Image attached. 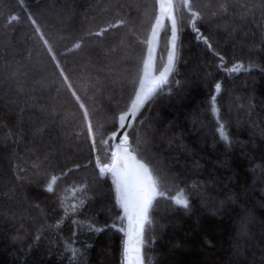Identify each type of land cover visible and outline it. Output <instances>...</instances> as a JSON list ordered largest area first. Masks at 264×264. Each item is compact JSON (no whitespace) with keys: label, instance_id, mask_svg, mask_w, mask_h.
<instances>
[{"label":"trees","instance_id":"trees-1","mask_svg":"<svg viewBox=\"0 0 264 264\" xmlns=\"http://www.w3.org/2000/svg\"><path fill=\"white\" fill-rule=\"evenodd\" d=\"M175 8V69L129 132L159 192L145 264H264V0ZM156 17L157 0H0V264H125L100 167Z\"/></svg>","mask_w":264,"mask_h":264},{"label":"water","instance_id":"water-1","mask_svg":"<svg viewBox=\"0 0 264 264\" xmlns=\"http://www.w3.org/2000/svg\"><path fill=\"white\" fill-rule=\"evenodd\" d=\"M172 3L173 8L171 10V16L175 18V41L172 40V19L168 12H162L161 0H157V17L147 41L142 74L136 93L140 91L141 83H143L145 90L149 87L154 90L143 99L137 108L133 109L132 104L136 100L135 94L129 109L123 113L127 114L123 122L124 127L122 128L120 126L121 121L119 119L118 131L109 136V138L114 140L115 144H118V146L115 147L113 162L109 170L114 176L119 195L120 192L123 194L122 201L125 207V220L127 223L126 236L128 241L125 264H145L143 250L146 224L149 220V212L153 206L154 200L159 195L158 190L156 188L153 190L152 188L154 184L153 177L147 166L132 151L129 132L158 91L167 84L175 69L179 40V25L176 16L175 0H172ZM158 18L159 24H157ZM197 18L198 16L196 15L194 21H196ZM167 27H169L170 30V37L166 62L164 67L158 71V59L162 37ZM154 28L155 33H153ZM170 55L172 57L171 63L169 62ZM162 73L163 77L161 76ZM145 169H147V171H145ZM149 198L151 199V204L147 208L145 214L141 209L144 201ZM119 230L125 232L121 227H119Z\"/></svg>","mask_w":264,"mask_h":264},{"label":"snow or ice","instance_id":"snow-or-ice-1","mask_svg":"<svg viewBox=\"0 0 264 264\" xmlns=\"http://www.w3.org/2000/svg\"><path fill=\"white\" fill-rule=\"evenodd\" d=\"M189 4V0H184V5L185 6H188ZM173 8V3H172V0H161V9H162V12H168L171 19H172V40L175 41V38H176V28H175V18L174 16H171V10ZM192 15L195 17L197 15V13L193 12ZM16 17L13 16L12 17V20H15ZM157 24H159V18L157 19ZM153 33H155V28L153 29ZM100 33H97V35H99ZM76 47H79V45H76ZM173 47H174V44H173ZM171 60H172V57L171 55L169 56V62L171 63ZM233 70H238V69H233ZM161 76L163 77V73L161 74ZM216 88H217V91H219V88H220V85L217 84L216 85ZM154 89L149 87L148 89L145 90L144 88V85L143 83H141V88H140V91H138L136 93V100L133 102L132 104V108L135 109L138 107V105L143 101V99H145L149 94H151V92L153 91ZM81 107L83 108L84 106L81 105ZM213 111H215V109H213ZM130 114V113H129ZM126 115L127 114H122L119 119L121 121V127L123 128L124 127V121L126 119ZM85 116H87V112H85ZM89 129H91V125H89ZM115 135V134H114ZM221 136L222 138L224 139H227V137L224 135L223 131H221ZM143 167V165H142ZM145 171H147V169H145ZM152 188L153 190H155V185L153 184L152 185ZM48 191H52V187L51 185H49L48 187ZM176 203L180 206H183V207H187V201L185 199H177L176 200ZM151 204V199H146L143 203V206H142V211L146 214L147 212V208L150 206Z\"/></svg>","mask_w":264,"mask_h":264},{"label":"rangeland","instance_id":"rangeland-1","mask_svg":"<svg viewBox=\"0 0 264 264\" xmlns=\"http://www.w3.org/2000/svg\"><path fill=\"white\" fill-rule=\"evenodd\" d=\"M221 131H223V133H224V130L223 129H221ZM100 170H103V171H107L108 169H105V168H103V167H100ZM106 175V174H105ZM156 188V187H155ZM122 197H123V194H122V192H120V198H121V200H122ZM177 198L178 199H185V197L183 196V195H179V196H177Z\"/></svg>","mask_w":264,"mask_h":264},{"label":"bare ground","instance_id":"bare-ground-1","mask_svg":"<svg viewBox=\"0 0 264 264\" xmlns=\"http://www.w3.org/2000/svg\"><path fill=\"white\" fill-rule=\"evenodd\" d=\"M118 146V144H115V147Z\"/></svg>","mask_w":264,"mask_h":264}]
</instances>
